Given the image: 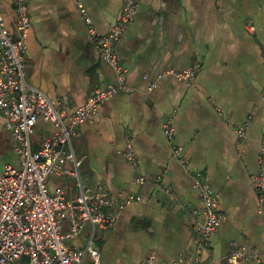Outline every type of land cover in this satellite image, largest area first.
<instances>
[{
    "label": "crops",
    "instance_id": "obj_1",
    "mask_svg": "<svg viewBox=\"0 0 264 264\" xmlns=\"http://www.w3.org/2000/svg\"><path fill=\"white\" fill-rule=\"evenodd\" d=\"M79 3L93 26L107 33L120 19L124 0H32L25 53L28 82L70 111L95 88L116 82ZM0 15L15 33L14 0H0ZM116 51L126 88L78 126L72 145L81 164L77 168L62 156L48 179L49 192L61 187L73 197L81 187H102L115 199L129 193L147 197L126 206L115 228L100 230L101 264H138L150 254L155 264H173L189 253L192 218H203L202 183L218 194L222 215L205 264H232L227 258L240 247L261 254L264 202L252 178L264 126V0H139L137 18ZM195 64L200 69L190 84L172 75L158 78ZM171 115L180 156L164 134ZM37 127L44 138L55 130L51 123ZM16 143L0 111V165L18 166L7 157L8 149L15 156ZM130 150L132 160L126 156ZM85 244L86 234L69 243ZM241 264L260 262L251 257Z\"/></svg>",
    "mask_w": 264,
    "mask_h": 264
},
{
    "label": "built area",
    "instance_id": "obj_2",
    "mask_svg": "<svg viewBox=\"0 0 264 264\" xmlns=\"http://www.w3.org/2000/svg\"><path fill=\"white\" fill-rule=\"evenodd\" d=\"M31 1L14 0L15 33L0 15V111L6 117L7 129L17 141L15 154L19 163L18 166L0 165V264H18L22 258L27 259V264H101V251L94 244L97 228H115L126 206L145 202L147 197L129 193L115 199L102 187L95 190L81 187L78 195L67 197L61 187L49 192L48 179L56 171L62 156L73 161L77 168L80 166L81 161L76 159L72 145L78 126L96 115L100 104L126 88L125 70L119 64L116 46L136 20L139 0H124L120 19L107 33L99 32L84 4H78L89 24L92 39L101 50L103 61L116 72V82L95 88L75 111H70L63 102L49 97L27 80L25 53L32 26ZM199 69V64L185 70L171 69L160 73L158 78L172 75L190 84ZM156 85V82L152 83L150 89ZM39 122L51 123L55 130L38 149H34L31 136ZM164 134L174 154L180 156L182 148L174 143L176 126L173 115L164 122ZM239 135L243 136L244 132L239 131ZM126 156L130 160L134 158L131 150ZM144 179L139 176L137 182L143 183ZM252 184L264 202V126L259 169ZM200 198L203 218H192L195 231L192 250L180 254L173 264L206 263L205 249L220 227L222 215L218 211V194L209 184H200ZM261 211L264 213V208ZM81 234H86L84 247L66 242ZM251 257L264 264V249L259 254L253 249L240 247L227 260L241 264ZM155 261L156 255L150 254L138 264H155Z\"/></svg>",
    "mask_w": 264,
    "mask_h": 264
},
{
    "label": "rangeland",
    "instance_id": "obj_3",
    "mask_svg": "<svg viewBox=\"0 0 264 264\" xmlns=\"http://www.w3.org/2000/svg\"><path fill=\"white\" fill-rule=\"evenodd\" d=\"M43 135V133L39 130V128L38 127H36L35 128V131H34V133L32 134V136H31V140H32V142L33 143H36V142H43L44 141V139L46 138H44V136H42ZM7 157H8V159L10 160V161H14V163H16V160H17V157H16V154H15V156H14V152L12 151V149H8L7 150ZM16 158V159H15ZM15 159V160H14ZM17 162H18V160H17ZM100 228H97V230H96V240L94 241V244H95V246H98V238L97 237H99V232H100ZM103 230V229H102ZM66 231L64 230V233H65ZM67 243H70L71 242V240H67L66 241ZM18 264H27V259L26 258H22L19 262H18Z\"/></svg>",
    "mask_w": 264,
    "mask_h": 264
}]
</instances>
